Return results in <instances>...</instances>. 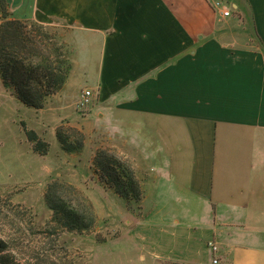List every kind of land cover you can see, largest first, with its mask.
<instances>
[{
	"label": "crops",
	"instance_id": "0c3cea01",
	"mask_svg": "<svg viewBox=\"0 0 264 264\" xmlns=\"http://www.w3.org/2000/svg\"><path fill=\"white\" fill-rule=\"evenodd\" d=\"M5 2L69 30L72 75L145 154L155 226L182 250L161 264H213L211 241L220 264H264V0Z\"/></svg>",
	"mask_w": 264,
	"mask_h": 264
},
{
	"label": "rangeland",
	"instance_id": "374dc122",
	"mask_svg": "<svg viewBox=\"0 0 264 264\" xmlns=\"http://www.w3.org/2000/svg\"><path fill=\"white\" fill-rule=\"evenodd\" d=\"M0 15L1 25V9ZM44 31L57 44L54 52L61 44L65 47L71 65L62 91L48 97L42 108H32L5 86L0 75V233L9 237L14 260L17 264H161L175 259L182 250L168 247L172 229L155 226L151 201L146 198L144 184L150 170L144 168L145 154L121 135L119 113L96 102L93 74L72 75L69 30L49 26ZM68 80L69 87L64 90ZM86 90H92L95 97L81 109L80 97ZM24 126L49 144L47 155L34 150ZM59 133L74 145L82 140L84 146L66 151ZM101 150L133 168L142 188L139 200L133 196L127 200L101 181L94 164ZM54 183L59 187V198L79 213L89 228L69 229L65 225L68 221L54 217L46 201Z\"/></svg>",
	"mask_w": 264,
	"mask_h": 264
},
{
	"label": "trees",
	"instance_id": "16d2710c",
	"mask_svg": "<svg viewBox=\"0 0 264 264\" xmlns=\"http://www.w3.org/2000/svg\"><path fill=\"white\" fill-rule=\"evenodd\" d=\"M0 9L4 19L0 25V75L3 83L13 89L17 98L25 105L42 108L48 97L62 91L69 77L71 65L64 53L65 47L61 44L56 51L60 53L56 54L53 47L57 44L44 31L45 26L11 19L5 0H0ZM24 128L34 150L40 155H47L50 151L49 144L39 138L35 131L28 130L26 126ZM58 137L66 151H77L84 146L82 140L79 143L77 140L74 145L63 134L59 133ZM94 164L100 172L101 181L118 195L127 200L131 196L137 200L142 197V188L135 171L121 161V158L101 150L97 153ZM58 188L56 183L52 184L46 195L47 204L54 211V217L68 221L65 225L69 229L89 228L79 213L69 209L63 199L59 198ZM14 253L9 237L5 232L0 233V264H17ZM52 264L70 263L54 261Z\"/></svg>",
	"mask_w": 264,
	"mask_h": 264
},
{
	"label": "built area",
	"instance_id": "2783aa9c",
	"mask_svg": "<svg viewBox=\"0 0 264 264\" xmlns=\"http://www.w3.org/2000/svg\"><path fill=\"white\" fill-rule=\"evenodd\" d=\"M216 8L222 10V3L217 2ZM222 13L225 17H229L232 14L231 10L229 9H224ZM94 97H95V93L92 90L84 91L80 97L79 108L83 109V108L88 107L91 104ZM209 248L211 249L212 254L214 256L213 264H220V258H218V254L220 252V246L216 242L211 241L209 242Z\"/></svg>",
	"mask_w": 264,
	"mask_h": 264
}]
</instances>
